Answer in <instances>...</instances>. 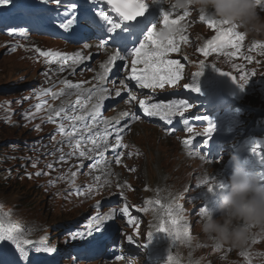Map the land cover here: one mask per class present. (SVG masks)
I'll list each match as a JSON object with an SVG mask.
<instances>
[{
	"label": "rangeland",
	"instance_id": "obj_1",
	"mask_svg": "<svg viewBox=\"0 0 264 264\" xmlns=\"http://www.w3.org/2000/svg\"><path fill=\"white\" fill-rule=\"evenodd\" d=\"M84 1L86 2L62 0L59 7L47 0H10L6 5L0 4V213H10L11 220L21 227L33 222L37 227V233L49 232L58 246H69L79 242V249L91 248L88 245L89 241L79 238L73 240L70 233L86 231L84 221L95 208H93V204L83 203L82 196L85 193L73 180L72 174L76 172L77 164L73 165L70 171L63 170L61 172H58L52 163H50L52 167H48L51 153L66 148L68 142L61 135L39 136L47 129L57 127L59 123V119H57V124L48 121L47 117L50 115L48 107L58 109L62 106L60 99L67 97L68 93L74 92L75 89L70 91L66 89L65 85L61 83V79L53 77L49 71L48 65H54L61 60L41 56L36 49L39 48L42 51L51 49L73 54L75 50L68 47L69 44L61 41L59 38L61 36L58 34L65 31L59 27L65 19V8L75 2L77 15L81 18L95 15L94 8L104 7L106 9L101 0ZM85 12H87L86 16L83 14ZM261 15L264 16V11H261ZM157 27L159 30L162 25L157 24ZM14 29L17 30L16 33L10 34ZM19 29H25L26 33L20 34ZM45 30H52L53 33H45ZM198 30L205 32L201 27H198ZM254 41L264 43V36L253 37L246 34L237 55L253 52L264 59V54H262L264 50L254 48ZM85 45L80 43L76 46L88 49L91 62L98 58H109L111 55V51H98V54H95V49ZM181 51V53H174L168 58L181 60L184 65L182 79L177 83L184 87V84L193 83V74L200 70V65L195 57L193 46L185 44L181 47ZM226 51L232 52L233 50L229 48ZM93 56L94 58H92ZM185 56L188 58L187 60L182 59ZM201 56L202 54H199V58ZM224 56L226 58L235 57ZM101 62L102 60L99 61V63ZM254 65L243 68L241 72V75L248 74L249 76L245 91L251 95L255 92V85L264 83L262 69L258 71ZM80 69V65L77 63L74 71L77 72ZM120 69L123 76L118 85L115 86L116 79L108 78L115 68L104 78L109 91H112L113 94L116 93L115 90L122 89L125 83L126 69L124 67H120ZM94 72L100 73L101 76V73L105 74V69L98 67L94 69ZM90 75L87 73L77 76L76 82L78 83L82 79L86 84ZM43 89L51 91L48 95L37 96L36 93ZM61 89H65V95L53 98L51 93H58ZM263 90L264 85L259 91V103L262 106L264 105ZM44 101L46 103L38 111L36 105ZM112 113L106 111L104 115L108 117ZM88 122L93 123L92 121ZM64 123L67 124L70 121L66 120ZM94 124L96 128L93 131H103L101 120ZM36 125L40 127L37 128ZM97 139L99 142V138ZM81 144L84 147H91L90 141ZM127 151L133 154L128 155L126 162L136 158L135 162L140 165L136 168V174L129 179L128 185H131V188L127 186L123 195L129 204V212L134 217L135 227L153 228L158 221L152 211L151 203H146L151 200L150 189L145 185V182L149 184L157 182V187L164 200H170L182 190V194L185 195L183 199L187 200L190 206L201 208L205 204L209 191L207 185L198 182L197 176L199 171L206 169L199 168L197 161L190 162L184 159L178 140L162 136L160 131L150 124L139 123L128 144ZM178 161L179 163L183 162L185 166L178 164L175 168ZM63 164L66 165L67 161L65 160ZM186 168L189 171V177L193 176L194 178L184 186L186 178L176 173ZM38 172L47 174L36 175ZM198 184L200 186H197ZM78 189L82 191V194H77ZM105 190L107 198L119 200V195L115 194L111 187H105ZM145 208L147 211H142ZM154 209L158 210V207L154 206ZM187 213L189 210L186 206L181 208L180 214L186 215ZM200 225L201 223L198 222L195 230L189 232L190 241L188 242H174L171 238H167L176 248L177 253L183 257L191 255L201 259L209 257L204 250L211 253L218 251L213 239L201 231ZM6 245L16 254L14 246L7 242H3L0 249L4 251ZM229 248L232 247L228 245L222 254ZM234 253L241 264H264V238L251 233L248 243L243 247L236 248ZM242 253L247 255H242ZM9 255L11 256L10 253ZM89 263L80 258H72L70 262V264ZM7 264H12V262L8 260Z\"/></svg>",
	"mask_w": 264,
	"mask_h": 264
},
{
	"label": "snow or ice",
	"instance_id": "obj_2",
	"mask_svg": "<svg viewBox=\"0 0 264 264\" xmlns=\"http://www.w3.org/2000/svg\"><path fill=\"white\" fill-rule=\"evenodd\" d=\"M10 0H0V4H8ZM47 2L54 3L58 7L62 4V0H47ZM101 2L108 8L111 9V13L100 10L95 13V15L90 16L87 20H82L79 15H77V4L75 2L68 5L64 10L65 19L60 23L59 27L61 29L70 30L74 33L82 29H87L94 32L100 38V46L105 44H119L120 49L109 57L107 65H112L115 62H123L125 59L124 55H121V51L130 55L131 60V74L128 77L129 80L135 81L136 84L141 89H164L166 86H175L182 79V69L184 65L181 60L169 59L168 55L170 53H176L180 51V44L176 39L179 35V41L183 43L188 42V37L182 35L184 32V27L180 25V21L184 17L189 15L188 10L184 11L183 16L176 19H171V10H175L171 7V10H166L164 7L163 0H101ZM258 6L261 10H264V0H257ZM112 13L115 14V19ZM151 17V19H150ZM162 18L164 27L158 30L157 24ZM201 21H205L210 28L216 30L217 35L211 40H208L203 47L197 49V51L203 53L204 56H209L213 52L220 53L223 55L235 56L242 47V42L245 40V33L237 31L235 25L228 26V22L217 19L211 15L204 12H200L199 16ZM227 26V27H225ZM17 30H12L15 34ZM20 34H25V29L18 30ZM127 33V35H123ZM135 36V40H130L129 37ZM143 37V38H141ZM217 40H222V44H217ZM131 43L134 46L130 49L128 44ZM87 47V45H85ZM254 48H259L264 50V43L260 41L253 42ZM232 49V52L226 51V49ZM15 50L14 48L12 49ZM36 51L44 57H51L53 60H61L65 63L69 59V55L60 51H53L51 49L47 51H42L37 48ZM264 54V52H262ZM73 63H80L83 61L84 57L80 53H76L71 57ZM183 60L188 58L182 57ZM246 59H251V57H246ZM107 65H102L105 67V75L107 72L111 71V68ZM142 66V67H141ZM127 67V65H124ZM203 67V65H202ZM63 70V69H61ZM219 70V69H218ZM229 75L233 81H235L240 88H244L247 84L249 76L248 74H243L239 77V81L234 76H231L229 72H223ZM202 74V72H196L193 74V83L184 84L183 86L187 89H192L194 91H199L196 85L197 78ZM105 78L104 75L100 77L101 80ZM66 89H77L76 104H69L67 106H60L58 109L51 106L48 107L50 115L47 119L49 122L57 124V119L59 123L57 124V131L64 137L70 145H74V149H79V156L91 159V153L96 152L98 155H103L99 152L101 147L107 148L108 139L107 137L112 135L106 129L103 131L95 130L93 131L94 123L99 122V117L101 114V108L103 107V102L107 99L105 93L107 89L103 86L94 87L93 89L81 90V84L73 83L72 81H63ZM50 89H43L41 92H37V96L48 95ZM87 93V95H85ZM71 94V93H68ZM53 98L65 95V89H61L58 93L52 92ZM119 90L116 91V96H120ZM93 97L96 98V102L91 106V109H85L83 105L78 112L77 104H80L81 99H84L85 104L87 101L92 100ZM131 100H135V96H130ZM46 101L36 105L39 111ZM140 108L149 117L158 116L160 119L167 121L169 125L172 124L173 118L177 116H184L185 112L191 105L187 100L184 99H173L168 102L161 101L159 103L146 104L145 100L139 102ZM123 115L128 116L129 113H123ZM198 120H204L208 122V127L204 129L203 132L195 133V135H190L186 137L182 143L185 148H191L197 136L203 137V144L206 146L213 138V133L215 132V125L211 121L210 117H197ZM70 121V123H64V121ZM92 121L93 123H89ZM104 124H108L107 120L103 121ZM185 125L188 121H184ZM39 128V125H36ZM127 127V126H125ZM120 129L115 134V144L111 145L113 150H118L120 148H126L127 145L122 141V131ZM188 133H193L194 129L188 126L185 129ZM170 133L174 134L175 129H170ZM99 141L98 142V139ZM54 139V137H53ZM91 142V147L83 150L81 149V143L85 144ZM256 147H259V141L255 142L253 145V151L255 152ZM75 154L69 153V155ZM133 153L128 152L127 155L131 156ZM193 153L190 151L189 155ZM125 155L124 152L120 151L115 157V163L120 164L121 158ZM264 158V154L260 155ZM61 160L65 157L62 154L60 156ZM94 166V165H93ZM49 168L52 167L51 164L48 165ZM135 171V169H130ZM47 174V173H36V175ZM73 176L76 173L72 174ZM97 180L100 177H96ZM200 184H206L207 190L212 192L223 188V183L220 180H213L209 183L207 180H202ZM198 184L197 186H200ZM120 187V185H118ZM131 188V185H128ZM88 190H91L89 186ZM77 194H82L81 190H77ZM123 196V193H120ZM146 203H155L164 209V217L160 220V223L156 226L155 232H165L174 241L188 242L190 241V235L187 230V222L185 218L180 214V206L175 203H169L167 205L162 204V202L157 199L156 201H146ZM100 206V202H97L96 207ZM210 208L203 209V214L207 213ZM120 213L124 216L128 215V205L119 209ZM142 211H147V209H142ZM115 214V210H113ZM110 219L107 216H100L99 214L90 218V221L86 225V231H77L75 233H70L71 239L75 240L79 238L80 240H85L92 237L94 233L101 232L105 228V221ZM134 218L129 219L128 223H132ZM33 229H25L24 227L18 226L10 218V213H0V246L3 242H8L14 246L17 259L19 264H40L43 254L54 253L57 251L55 246H49L46 243L47 237H41L39 240L29 239L28 236ZM154 232L148 233V238L151 239ZM128 242L130 244L136 243L132 236L128 237ZM254 242V241H253ZM219 247V245H217ZM242 255H247L242 253ZM120 257H117L119 259ZM168 264H177V261L169 255Z\"/></svg>",
	"mask_w": 264,
	"mask_h": 264
},
{
	"label": "clouds",
	"instance_id": "obj_3",
	"mask_svg": "<svg viewBox=\"0 0 264 264\" xmlns=\"http://www.w3.org/2000/svg\"><path fill=\"white\" fill-rule=\"evenodd\" d=\"M176 10L196 9L227 21L245 34L264 36V16L257 0H163ZM218 189L216 208L203 214L201 231L221 244L233 248L245 246L252 228L264 231V179L249 170L233 154V170ZM126 264H142L137 254H128Z\"/></svg>",
	"mask_w": 264,
	"mask_h": 264
},
{
	"label": "bare ground",
	"instance_id": "obj_4",
	"mask_svg": "<svg viewBox=\"0 0 264 264\" xmlns=\"http://www.w3.org/2000/svg\"><path fill=\"white\" fill-rule=\"evenodd\" d=\"M165 7H166V10H171V7L169 5L165 4ZM188 12H189V15L184 17V19L180 21V25L183 26L184 29H185L184 32L182 33V35H185V36H187L189 38L188 42H194L195 38H194V34L193 33L195 31L196 26L199 23L198 17L200 16V12L198 10L194 9V8L193 9H189ZM183 14H184V11H182V10H180V11H178L176 9L175 10H171V17L172 18L176 19V18H178L180 16H183ZM159 23H162V18H160ZM225 27H227V26H225ZM236 30L237 31H241L238 28ZM176 39H177V41L179 43L182 42V41H179V35L176 36ZM71 48L74 49L75 52L73 54H71V55L68 54L69 55V59H68V61L66 63L64 61H59V62H56L54 65H48L51 75L53 77L60 78L61 81H62L61 83L63 85H64L63 81H65V80L72 81L73 83H77L76 82L77 76L82 75L85 71H87V72L93 71L96 68L97 64H98L97 60H95V61H93L91 63H90V61L86 60L88 58V56H89V53H88L87 49L81 50L79 46H71ZM76 53H80L81 56L84 57L83 61L86 60V63L84 65L86 67L81 69L80 71H77V72L74 71V68L77 65V63H73V60L71 59V57L74 56ZM221 55L222 54L215 53V52H213L209 56H204L202 54L201 59H208V58L209 59H218V58L221 57ZM61 69H63V70H61ZM68 69H69V71H68ZM119 76H120L119 70H116V72L112 73L111 75H109L108 78L110 79L112 77H116L117 79L115 80V83H118V82L120 83V78H118ZM218 81L221 84L226 82L222 78H220ZM68 90L70 91L71 89H68ZM69 93H71V94H69L67 97L65 96V97H62L60 99L61 104L63 106L69 105L70 104L69 102H70L71 98L74 97V93L72 91H70ZM244 124H245V122L242 121L240 123V126H243ZM263 128H264V124H263ZM250 131H253V128L250 129ZM202 139H204V138L202 137ZM217 142H219V139L213 134V138L211 140V143H217ZM225 159H226V155L221 159V161H224ZM205 178H206V174L204 172H202V171L198 172V179L199 180L205 179ZM192 216H193V212L188 214L187 220L191 221ZM144 230H145V228H144ZM89 264H98V262L96 263L94 261H91Z\"/></svg>",
	"mask_w": 264,
	"mask_h": 264
},
{
	"label": "trees",
	"instance_id": "obj_5",
	"mask_svg": "<svg viewBox=\"0 0 264 264\" xmlns=\"http://www.w3.org/2000/svg\"><path fill=\"white\" fill-rule=\"evenodd\" d=\"M178 164H179V162L176 163L175 168L177 167ZM175 168H174V169H175Z\"/></svg>",
	"mask_w": 264,
	"mask_h": 264
}]
</instances>
